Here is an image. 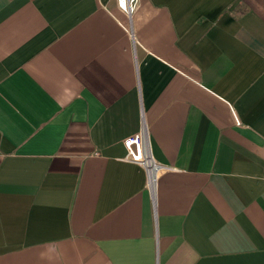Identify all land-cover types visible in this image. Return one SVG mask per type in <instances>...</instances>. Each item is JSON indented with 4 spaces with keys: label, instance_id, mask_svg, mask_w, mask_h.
Here are the masks:
<instances>
[{
    "label": "crops",
    "instance_id": "1",
    "mask_svg": "<svg viewBox=\"0 0 264 264\" xmlns=\"http://www.w3.org/2000/svg\"><path fill=\"white\" fill-rule=\"evenodd\" d=\"M0 264H264V0H0Z\"/></svg>",
    "mask_w": 264,
    "mask_h": 264
},
{
    "label": "built area",
    "instance_id": "2",
    "mask_svg": "<svg viewBox=\"0 0 264 264\" xmlns=\"http://www.w3.org/2000/svg\"><path fill=\"white\" fill-rule=\"evenodd\" d=\"M118 7L128 16L132 17L138 8L139 0H117ZM128 152V161L143 167L148 174V186L155 188L158 183L159 174L166 167L157 163L151 152L150 141L146 126L142 130L124 141Z\"/></svg>",
    "mask_w": 264,
    "mask_h": 264
},
{
    "label": "water",
    "instance_id": "3",
    "mask_svg": "<svg viewBox=\"0 0 264 264\" xmlns=\"http://www.w3.org/2000/svg\"><path fill=\"white\" fill-rule=\"evenodd\" d=\"M235 117H236V115H234ZM237 119V118H236ZM237 121H238V119H237Z\"/></svg>",
    "mask_w": 264,
    "mask_h": 264
},
{
    "label": "rangeland",
    "instance_id": "4",
    "mask_svg": "<svg viewBox=\"0 0 264 264\" xmlns=\"http://www.w3.org/2000/svg\"><path fill=\"white\" fill-rule=\"evenodd\" d=\"M137 11V10H136Z\"/></svg>",
    "mask_w": 264,
    "mask_h": 264
}]
</instances>
